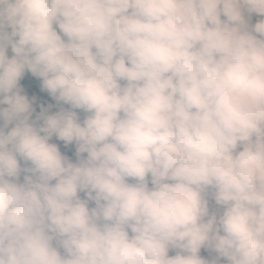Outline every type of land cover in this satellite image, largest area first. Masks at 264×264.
Returning <instances> with one entry per match:
<instances>
[{
	"label": "clouds",
	"instance_id": "obj_1",
	"mask_svg": "<svg viewBox=\"0 0 264 264\" xmlns=\"http://www.w3.org/2000/svg\"><path fill=\"white\" fill-rule=\"evenodd\" d=\"M0 264H264V0H0Z\"/></svg>",
	"mask_w": 264,
	"mask_h": 264
},
{
	"label": "trees",
	"instance_id": "obj_2",
	"mask_svg": "<svg viewBox=\"0 0 264 264\" xmlns=\"http://www.w3.org/2000/svg\"><path fill=\"white\" fill-rule=\"evenodd\" d=\"M45 98H46V99H49V102H51V101H50V98H47L46 95H45ZM201 255H205V256L207 257V253H205L203 250L201 251Z\"/></svg>",
	"mask_w": 264,
	"mask_h": 264
}]
</instances>
